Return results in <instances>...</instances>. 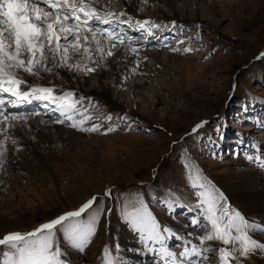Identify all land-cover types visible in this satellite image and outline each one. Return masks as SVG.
<instances>
[{"label": "rangeland", "instance_id": "374dc122", "mask_svg": "<svg viewBox=\"0 0 264 264\" xmlns=\"http://www.w3.org/2000/svg\"><path fill=\"white\" fill-rule=\"evenodd\" d=\"M121 1L111 0V8L124 10ZM134 1L141 6V0ZM139 8L127 12L162 24L175 20L183 32H176L167 47L142 49L141 57L148 59L127 79L123 77L134 66V56L121 59L125 69L121 67L116 76L113 64L104 70L113 102L82 93L56 71L43 73L46 79L31 77L36 84L74 89L93 97L102 105L96 110L102 131L112 123L103 118L108 113L113 120L126 113L135 123L101 134L50 122L81 136H56L50 141L38 133L31 136L35 151L25 145L26 136L21 135V150L9 154L8 164L0 172V236L29 231L61 213L54 209L75 210L93 194L114 188V198L103 202L105 211L97 233L85 251L67 249L70 264H101L104 246L114 250L116 244L124 264H160L151 254L138 251L142 248L138 234L120 219L117 205L129 196H140L161 225L182 235L194 231L189 223L194 213L189 209L197 196L185 168L188 157L232 207L249 220L264 223V207L238 195L256 191V184L264 187V169L245 158L264 150V130L258 123H264V58L257 59L264 53V0H149L145 11ZM177 47L193 51L169 50ZM114 66L118 72L119 65ZM99 72L89 76L94 78ZM201 121L208 123L198 134H190ZM252 144L257 147L253 149ZM212 152L217 153L216 158L211 157ZM246 171H253V177L243 175ZM170 198L182 207L167 210L161 202ZM109 208L111 213H107ZM257 238L264 241V234ZM169 243L173 245L170 249L183 250L174 239ZM207 264H216L215 254ZM244 264H264V256L253 255Z\"/></svg>", "mask_w": 264, "mask_h": 264}, {"label": "snow or ice", "instance_id": "6c2138e0", "mask_svg": "<svg viewBox=\"0 0 264 264\" xmlns=\"http://www.w3.org/2000/svg\"><path fill=\"white\" fill-rule=\"evenodd\" d=\"M148 4L149 0H141L138 10L145 11ZM176 32L182 33L183 28L175 20L162 24L155 18L138 19L127 9H112L111 0L104 5L100 0H0V172L5 170L9 154L21 150L20 134H29L35 125L51 122L82 133L107 134L125 123L129 127L135 123L126 113L117 114L115 120L108 113L103 118L112 123L102 131L96 115L102 105L93 97L74 89L36 84L29 77L46 79L43 73L59 74L61 70L75 73L74 79L81 74L87 77L97 69L106 70L110 58H115L112 64H118L134 56V66L123 77L127 79L148 59L141 57L142 49L167 47ZM169 50L193 51L190 47ZM261 58L264 53L257 57ZM207 123L195 124L190 134H198ZM258 123L264 130V123ZM210 155L217 157L215 152ZM245 158L264 169V150ZM186 159L188 180L197 196L189 209L194 213L189 220L194 231L182 235L161 225L140 196H129L117 206L120 219L138 234L142 245L138 251L151 254L160 264H207L213 254L216 264H244L253 255L264 256V241L257 238L264 234V223L249 220L232 207L191 158ZM114 192L107 188L93 194L77 209L63 211L29 231L6 232L0 236V264H70L67 249L85 251L97 233L105 211L103 202L113 199ZM161 203L172 212L182 207L172 198ZM112 211L107 209V213ZM201 231L203 235H197ZM172 239L182 251L170 250L168 241ZM101 264H124L119 244L114 250L104 246Z\"/></svg>", "mask_w": 264, "mask_h": 264}, {"label": "bare ground", "instance_id": "6f19581e", "mask_svg": "<svg viewBox=\"0 0 264 264\" xmlns=\"http://www.w3.org/2000/svg\"><path fill=\"white\" fill-rule=\"evenodd\" d=\"M132 0L130 1V3H126L124 0L121 1V3L123 4V6L125 7V9H127V11L129 12H134L137 11L136 9L139 8L140 6L138 4H136V2ZM120 55V53H118V56ZM112 66V62L109 63V66ZM115 64H113V66L111 68H113V73L118 74L121 73L124 68L123 63L120 62L118 63L119 65V71L117 72L115 69ZM123 68L122 70H120V68ZM100 70V69H99ZM60 75L62 76V78H64L65 80L70 81L71 83H74L78 86V90H80L82 93H88L94 96H98L99 98L103 99V101H107V102H113L112 100V90L110 89V87L108 86V83H106L104 81L105 79V72L104 70H100L99 73H96V75L94 76V78H92V76H88V77H77V78H73L75 73H67L65 70H61L59 71ZM30 81L34 82V80L29 77ZM93 79V83L90 81ZM94 84V85H93ZM110 85V84H109ZM83 87H85V89H83ZM91 92V93H90ZM41 133L42 136L45 137L46 140H53V137L59 136L61 138H79V136L76 134V132H69L64 130L61 126H56V125H51L50 123L45 126V125H35L34 127H32L29 131V134L24 135V134H20L26 136L25 137V145L30 146L32 149H35V143H33V141L31 142L32 138L31 136ZM37 154V153H36ZM39 155V153H38ZM40 156V155H39ZM243 175L247 176V177H253V171H246L243 173ZM1 178V177H0ZM253 181H255V177L253 178ZM257 184L254 186L253 189H256V191L250 192V193H244L242 191L238 192L239 197H241L244 200H248L249 203H253L256 207L261 208L264 207V201H262L264 198V187L257 188L256 187ZM232 199L234 200V193L231 194ZM244 195V197H243ZM237 201V200H236ZM245 208V207H244ZM65 209H61V210H56L54 209V211L58 213L62 212Z\"/></svg>", "mask_w": 264, "mask_h": 264}]
</instances>
